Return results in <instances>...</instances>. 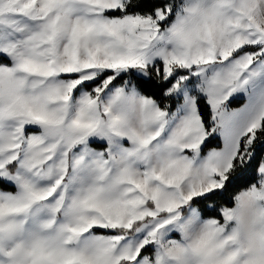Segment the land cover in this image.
Returning a JSON list of instances; mask_svg holds the SVG:
<instances>
[{
    "label": "snow or ice",
    "instance_id": "1",
    "mask_svg": "<svg viewBox=\"0 0 264 264\" xmlns=\"http://www.w3.org/2000/svg\"><path fill=\"white\" fill-rule=\"evenodd\" d=\"M0 264H264V0H0Z\"/></svg>",
    "mask_w": 264,
    "mask_h": 264
},
{
    "label": "trees",
    "instance_id": "2",
    "mask_svg": "<svg viewBox=\"0 0 264 264\" xmlns=\"http://www.w3.org/2000/svg\"><path fill=\"white\" fill-rule=\"evenodd\" d=\"M236 107H239V106H241L240 104H237V105H235Z\"/></svg>",
    "mask_w": 264,
    "mask_h": 264
}]
</instances>
